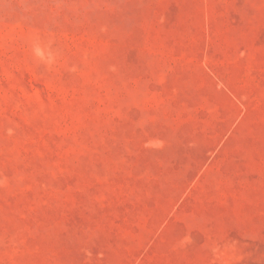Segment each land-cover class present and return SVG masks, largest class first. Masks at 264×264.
<instances>
[{"label":"rangeland","instance_id":"rangeland-1","mask_svg":"<svg viewBox=\"0 0 264 264\" xmlns=\"http://www.w3.org/2000/svg\"><path fill=\"white\" fill-rule=\"evenodd\" d=\"M0 264H264V0H0Z\"/></svg>","mask_w":264,"mask_h":264},{"label":"crops","instance_id":"crops-1","mask_svg":"<svg viewBox=\"0 0 264 264\" xmlns=\"http://www.w3.org/2000/svg\"><path fill=\"white\" fill-rule=\"evenodd\" d=\"M238 107L232 99L225 103H220L218 108L209 111V122L203 126L202 145L195 150L189 147L186 151L187 162L183 164H172V171L185 174L191 179L196 177L202 180H209L213 171V160L223 156L225 140L229 136V131L236 117ZM176 153V148H172V157ZM225 156V153H224Z\"/></svg>","mask_w":264,"mask_h":264},{"label":"clouds","instance_id":"clouds-1","mask_svg":"<svg viewBox=\"0 0 264 264\" xmlns=\"http://www.w3.org/2000/svg\"><path fill=\"white\" fill-rule=\"evenodd\" d=\"M37 54H39V50L37 49Z\"/></svg>","mask_w":264,"mask_h":264}]
</instances>
